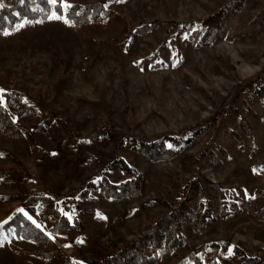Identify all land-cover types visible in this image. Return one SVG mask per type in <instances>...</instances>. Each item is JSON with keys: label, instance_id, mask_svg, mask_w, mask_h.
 Returning <instances> with one entry per match:
<instances>
[{"label": "rangeland", "instance_id": "1", "mask_svg": "<svg viewBox=\"0 0 264 264\" xmlns=\"http://www.w3.org/2000/svg\"><path fill=\"white\" fill-rule=\"evenodd\" d=\"M12 2L0 0V12ZM65 2L103 12L80 26L49 19L52 11L0 28V96L30 138L26 147L0 135L16 160L0 156V169L22 174L29 196L50 198L83 233H52L0 179V264H57L16 237L9 224L18 215L73 264H101L164 222L187 193L183 245L151 264H264V0ZM136 141L169 153L148 159L130 147ZM103 181H137L139 197L107 198ZM192 182L202 193L188 191ZM206 210L215 222L197 232Z\"/></svg>", "mask_w": 264, "mask_h": 264}, {"label": "trees", "instance_id": "2", "mask_svg": "<svg viewBox=\"0 0 264 264\" xmlns=\"http://www.w3.org/2000/svg\"><path fill=\"white\" fill-rule=\"evenodd\" d=\"M56 8L57 6L50 4L49 0H13L10 7H6L0 12V28L5 29L22 20L37 21L39 19H44L52 11H56ZM101 12H103L101 4L87 7L74 6L66 13V17L68 21L80 26L97 19ZM62 13L63 11L61 10L58 14ZM205 25L212 30L215 28V25L217 26V24L212 25L210 22H205ZM154 26H156V24L147 25L142 28V31L153 29ZM206 39L207 35L205 37V40ZM5 97L8 103L15 102L18 106L22 105L17 94H8L5 95ZM22 108L26 109L25 107ZM23 112L24 111L21 110L19 114L21 115ZM0 135L12 141L19 142L26 147L29 146L30 138L15 126L12 118L9 116V110L3 104L0 105ZM130 147L142 153V155L148 159H159L169 153L164 145L147 146L140 141L132 143ZM0 156L6 158L10 162H16L12 154L6 150L0 149ZM0 179L7 182L9 186L20 189L22 193H24L19 199L22 200L25 210L37 216L42 223L50 227L52 233H63L71 229H76L80 234L83 233L81 227H78L79 229L77 227L75 228L73 224L58 212L57 207L52 204L50 198L43 195L29 196L23 186L25 178L22 174L16 172L12 168H1ZM194 184L195 182H192L191 189L188 191L197 190V192L202 193L200 185L194 187ZM213 187L216 188L215 186ZM97 188H99L107 198L116 200L124 197L137 198L140 193L139 183L137 181H130L123 185H112L103 181ZM217 192L220 194L223 201H225V196L221 188L218 187ZM0 199L5 198L1 197ZM226 204L225 202L222 213L224 218L230 215L228 205L226 206ZM42 207L43 209L41 210ZM189 207L190 194L187 193L184 196V200L179 203L177 208L172 211V214L166 218L164 222L149 228L130 247L118 252L114 256L106 257L101 264H151L159 259L160 251L167 255L172 254L176 248L183 245L180 235V224L182 220H189V217H186ZM38 211L40 212L36 215ZM214 222L215 219L211 217L210 211L206 210L197 215L194 226L197 232H201L205 227ZM9 226L14 229L17 238L33 241L37 245L45 248L42 253H39L42 258L57 264H73L70 258L66 257L59 250L48 235L23 215H18ZM78 226H80V223ZM211 247H217V244H211ZM205 248L206 246H203L201 250H205ZM235 250L240 252L239 249ZM147 251L151 252L154 257H148L146 254ZM234 260L236 264H260V261L256 258H246L242 263L236 258H234Z\"/></svg>", "mask_w": 264, "mask_h": 264}, {"label": "snow or ice", "instance_id": "3", "mask_svg": "<svg viewBox=\"0 0 264 264\" xmlns=\"http://www.w3.org/2000/svg\"><path fill=\"white\" fill-rule=\"evenodd\" d=\"M117 2H121V0H117ZM49 3L54 5V6H57L56 8V11H53L50 15H49V19H62L63 22L65 24H68L69 21L66 17V15H59L58 13L61 12V10H67L69 8L72 7V5L68 4L65 2V0H59V3H58V0H49ZM5 34H8V33H5ZM3 89H0V93H3ZM3 97L0 96V105L3 104ZM18 211L22 212L26 217L28 216V214L26 212H24L23 209H19ZM29 219H31V217H28ZM33 223H35V221H33ZM38 228L40 227L39 224L36 225ZM229 252H231V248L228 249Z\"/></svg>", "mask_w": 264, "mask_h": 264}]
</instances>
